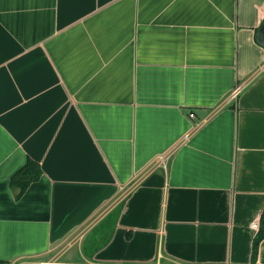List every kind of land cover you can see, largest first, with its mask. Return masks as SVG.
<instances>
[{"label": "crops", "instance_id": "1", "mask_svg": "<svg viewBox=\"0 0 264 264\" xmlns=\"http://www.w3.org/2000/svg\"><path fill=\"white\" fill-rule=\"evenodd\" d=\"M263 21L0 0V264H264Z\"/></svg>", "mask_w": 264, "mask_h": 264}, {"label": "trees", "instance_id": "2", "mask_svg": "<svg viewBox=\"0 0 264 264\" xmlns=\"http://www.w3.org/2000/svg\"><path fill=\"white\" fill-rule=\"evenodd\" d=\"M264 25V21L262 23V26ZM32 168L30 170H28V172H26V177H23L24 178V183H28L32 180H36L39 176H40V170L39 168L34 165V166H31ZM258 237H256L255 239V242H254V253L257 254V250H258V245L261 241V239L263 238L264 236V229H262L258 235Z\"/></svg>", "mask_w": 264, "mask_h": 264}, {"label": "built area", "instance_id": "3", "mask_svg": "<svg viewBox=\"0 0 264 264\" xmlns=\"http://www.w3.org/2000/svg\"><path fill=\"white\" fill-rule=\"evenodd\" d=\"M240 89H241V86H237V87L234 89V91H233L234 96H236V95L239 93ZM252 227L255 228V229H258V228H259V221H255V222L252 224Z\"/></svg>", "mask_w": 264, "mask_h": 264}, {"label": "water", "instance_id": "4", "mask_svg": "<svg viewBox=\"0 0 264 264\" xmlns=\"http://www.w3.org/2000/svg\"><path fill=\"white\" fill-rule=\"evenodd\" d=\"M259 41L262 45H264V25L259 30Z\"/></svg>", "mask_w": 264, "mask_h": 264}]
</instances>
